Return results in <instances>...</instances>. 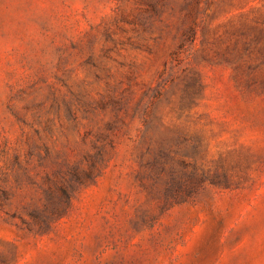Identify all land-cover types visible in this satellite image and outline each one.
Here are the masks:
<instances>
[{"label": "rangeland", "instance_id": "374dc122", "mask_svg": "<svg viewBox=\"0 0 264 264\" xmlns=\"http://www.w3.org/2000/svg\"><path fill=\"white\" fill-rule=\"evenodd\" d=\"M0 264H264V0H0Z\"/></svg>", "mask_w": 264, "mask_h": 264}]
</instances>
